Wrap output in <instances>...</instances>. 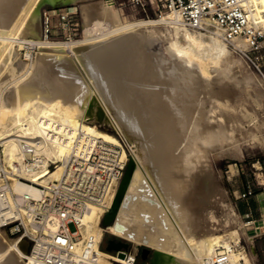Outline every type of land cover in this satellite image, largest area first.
Instances as JSON below:
<instances>
[{"label": "bare ground", "instance_id": "bare-ground-1", "mask_svg": "<svg viewBox=\"0 0 264 264\" xmlns=\"http://www.w3.org/2000/svg\"><path fill=\"white\" fill-rule=\"evenodd\" d=\"M43 1L0 0V57H6L3 60L7 65L1 64L2 68L0 66V145L5 146L0 162L2 161L5 170L10 172L7 183L5 182L8 184L7 195L15 194L23 197L43 195L41 189L21 181L11 173V170L15 168L14 163L18 162L23 165L25 157L20 144V136L26 137L28 134L44 136L45 134L47 137L50 130L55 133L52 138L56 137V140L42 142L39 139L36 145L42 148L39 154L41 164L45 166L47 161L52 160L56 163V167L50 170L45 168L43 175L38 177L36 174L32 175L31 172L23 171V175L34 183L47 187L62 178L71 145L75 142L77 145H81L84 135H92L114 144L119 142L113 135L93 126L97 121L108 122L124 134L132 144L133 154L131 158H127L128 167L122 179L113 181L109 187L104 203L106 207H109L108 211L104 213V207L92 206L80 219L79 226L84 238L91 235L99 240L102 237L101 223L106 214L104 219L108 222V225L105 226L107 232L132 241L136 247L148 244L157 249L151 264H213V258L220 242L226 243L225 247L229 248V264H238L239 257L233 252L229 245L230 242H226L225 237L216 234L214 230H209V226L206 230L205 227L210 222L202 224L204 215V213L201 214L202 209H209L208 206L210 202L212 203L210 194L213 191V175L208 162L198 168L191 167L192 164H187L189 158L187 161V158L183 159L182 155L176 152L179 142L176 136L180 128L171 107V102H173L171 100L186 102L191 100L190 94L194 91L190 90V86H186L188 84H183L179 77L178 67L182 63L175 61V58L174 61L158 59L154 63L153 55L145 52L144 38L150 32L148 29H143L148 32L140 31V28L156 25L158 21L124 22L121 15L114 10L113 1L106 0L103 4L98 5L96 10H85L88 21L86 27L90 29L93 27L94 33H96L95 28L99 29L96 37L85 38L73 43L42 42L40 40L33 43L27 38L30 35L40 37V4ZM50 1L55 4L75 0ZM262 3L261 8L264 11V0ZM24 5L25 8H22L25 12H22L19 8ZM162 19L164 24L172 25L171 28L173 27L172 30L177 38L183 39L186 44L184 47L177 39L176 42L174 41L172 47L175 49L177 57L181 58L183 55L187 58L206 57L213 64L222 63V65L238 61L221 39V30L218 26L208 23L204 30L191 32L189 28L178 24L172 14ZM25 42L42 45V48L45 49L41 50L42 52L34 60H31L30 66L18 57L19 50ZM16 44L19 45L17 46L19 49L16 48ZM154 53L151 52V54ZM25 55L28 57V54ZM164 57L166 58V56ZM188 63L187 66L191 65L193 61ZM195 64L197 67L198 62ZM161 69L162 73L160 74ZM200 69L201 67H199ZM23 70L26 71L22 75L20 74L21 78L17 77L13 83H10L12 80L9 79L17 75V71L23 72ZM150 70H153L160 78L157 76L155 81L150 82L148 79L149 72L152 74ZM189 71L193 72V70ZM225 71L222 70L219 73L222 74ZM195 73L198 72L195 71ZM195 73L193 75L200 76ZM228 73L229 71L226 74L228 75ZM201 78L206 80L205 73ZM194 80L193 78V83L197 81ZM209 80L207 76V83ZM7 82L12 85L7 86ZM166 82L168 83L167 87L163 88ZM207 83L205 84L207 85ZM196 85L194 86L196 87ZM206 92L208 93V91ZM191 101L194 103V100ZM187 106L191 109L194 107ZM201 109H198L199 111L196 109L197 113L196 110L194 112L197 116L199 112L203 119L205 112ZM207 110L206 112L209 113ZM194 112L191 111V113ZM197 116H195L196 120ZM202 119L199 121L201 125ZM185 121L187 123V119ZM195 124L193 125L197 127L193 132L197 133L202 127L197 130L200 124ZM188 125L191 126L190 123ZM184 130L183 132L186 133L188 127L186 131ZM186 136L189 137L185 134ZM202 136H199L200 139L198 137V141L201 140V151L206 154L209 148L214 147L213 141L217 140V137L212 140L210 137ZM215 143L214 145L217 144ZM38 163H40L39 160ZM201 168L202 177L195 173V170ZM1 183L2 179H0ZM193 189L197 194V202L194 204L198 207L197 212L193 211V213H197V217L188 216L190 213L186 208V203H189L187 202L189 195H194ZM138 190H143L146 193L137 198L130 195L132 191ZM0 204V207L5 206V209L1 211L3 216L9 215L11 202L3 201ZM206 207L208 208L206 209ZM212 218L213 216H211ZM158 221L166 223L165 227L161 226L162 229H158L161 232L159 234L162 235L164 232L167 236H161L162 240H160V236L157 239L155 234H151L147 227L150 223L154 226L155 223H159ZM208 221L210 220L208 219ZM26 251V242L11 240L0 230V264H26L24 259ZM133 254L132 256H135ZM243 257L245 258V256ZM109 259L108 256L103 255L102 263L111 264Z\"/></svg>", "mask_w": 264, "mask_h": 264}, {"label": "rangeland", "instance_id": "rangeland-1", "mask_svg": "<svg viewBox=\"0 0 264 264\" xmlns=\"http://www.w3.org/2000/svg\"><path fill=\"white\" fill-rule=\"evenodd\" d=\"M105 1L106 0H75V1H69V2H58V3L53 4L50 0H44L41 3L42 5L40 4V9H41L40 10V22H41L40 23L41 24L40 37L38 38L33 35H30V37H28L27 40L32 41L33 43L39 40L42 42L50 41V42H62V43L71 42L73 43L75 41L77 42L85 38L94 37V36L96 37L98 35L97 31H99V29L95 28L96 33H94L93 27L91 29L86 27V24L88 21L86 19L85 10L95 9L98 5L103 4ZM112 1H113L114 10H116L121 15L122 20L124 22H136L140 20L158 21L156 25H153V26L150 25L149 27L140 28V31L142 30L144 32H148V31L150 32V34H147L146 37L144 38L145 48H146L145 52L149 53L150 55H153L152 58L154 60V63L158 59L165 60V61L167 60L170 61L172 59L171 61H174V58H175V61L182 63V64H179L180 68L178 67V72L180 74L179 77L182 80L183 84L185 85L188 84L186 86H190L189 87L190 90L194 91L190 94L191 100H194V103L191 100H188L186 102L185 101L175 102V100L172 99L171 101L173 102H171L172 103L171 107L179 122L178 125L180 129L179 128L178 129L182 130V131L178 130L177 132L176 137H177V141L179 142L177 144L176 152L178 154H181L183 159L186 160L187 158V161L189 158V161H188L189 163L187 162V164L189 165L192 164L190 165L191 167L196 166L198 168V166H201L204 163L207 164L208 162L210 171L212 172V175H213L212 177L213 191L210 194L212 197V198L210 197V201H212V203L210 202V205L208 206L209 209H207L208 207H206L207 210H204L205 208L202 209L203 211H205V212L202 211L201 213L202 215L204 213L202 224L205 225L207 224V222L208 223L210 222L211 224L209 223L208 225H206L205 227L206 230L208 229L207 226H209L210 227L209 230L210 229L214 230L216 234L222 235L223 237H225L224 239H226L225 240L226 242L228 243L230 242L229 245L231 246L233 252H235L237 256L239 257L238 258L239 260L237 261V263L239 262L238 264H264V261L259 257L258 251L254 246V238L252 237L254 233L252 230H250L249 226L246 225L247 220L243 217L240 211L241 202L243 201V199H246V198H242V194L244 193L243 189L245 187L252 188V190L254 191L253 195H256V190H259V188H264V186H261V184L264 185V76L263 74L256 68V66L253 64V62L249 58H247L243 54L235 52L232 48H230L228 44H227L228 48L233 52L234 56L236 57L238 61L236 62L232 61V63L230 62V64L223 63L222 65V63L213 64V62L209 61L208 58L206 59V57L205 58L204 57L202 58L188 57L190 63L192 61L194 63V61L196 60L195 63L198 62V66L201 67V69L199 70L198 66H197L198 67L197 69L195 63L194 64L191 63V65L187 66V64H189L188 58L185 55H183L185 58L183 56H181V58L180 56L177 57V54L175 53V49L172 47L174 44V41L176 42V39L177 41H179V43L182 46L185 47L186 44L183 39L177 38V35L172 30L173 27L171 28L172 25L168 23L164 24V21L162 18L166 17L170 13L166 10L161 0H112ZM99 2H102V3L99 4ZM22 7L25 8V5L19 8L20 11L22 10V12H25L23 11ZM63 16H65L66 19H63L62 18ZM46 23L48 26L47 33H46ZM152 28L154 29V31ZM143 29L145 30L148 29V31H145ZM189 30H191V32L197 31V29H190V28ZM198 31H201V30H198ZM153 32H155L156 34ZM151 33H152V36H151ZM15 46L16 48L19 49V47H17L19 46L18 44H16ZM41 50L43 51L45 50L44 48H42V45L40 46L38 44H30L29 42H25L23 43V46L19 50L18 57L22 61L28 63V65L30 66V64L32 63L31 60H34L36 56L40 52H42ZM151 52L152 53L155 52V53L151 54ZM25 54H28V57H26ZM164 56H166V58ZM3 59L5 60L6 57L4 58L3 56L0 59L1 68L3 67L2 65L7 66ZM261 64L263 65L262 71L264 72V59L261 61ZM222 66H225L227 68V69L225 68L226 71L224 67ZM220 69L221 71H219ZM26 70H23V72L17 71L18 72V73L16 72L17 75H15L14 77L12 76L9 79V80H12L10 83H13L17 79V77L21 78L20 76ZM189 70H193V72L190 73ZM222 70L225 72L220 74ZM150 71H152V74H153L152 75L151 72H149L148 74V79L150 82L155 81L157 79V76L158 78H160L159 75L153 72V70H150ZM195 71H197L198 73H195ZM228 71L229 73L227 75L226 73ZM161 73H162V69H161L160 74ZM194 73L200 74V76L193 75ZM204 73H205L206 80H203L204 77L201 78L204 75ZM190 75L192 76V78ZM207 76H208V80L210 79L209 81L211 82V84L209 81L207 83ZM193 78L195 79L194 81L197 80L196 82L197 83L199 82V83L198 84L196 82L193 83ZM255 78L258 81L257 80L255 81ZM201 79L205 82H203ZM10 83L7 82L6 85L7 86L12 85ZM192 83L194 85L197 84L196 87ZM205 83H207V85L209 86H207ZM167 84L168 83L166 82L163 88H166ZM205 89L206 91H208V93L205 91ZM196 96H199L200 98ZM203 97L204 98L207 97L205 101ZM168 99H171V97H168ZM194 104L195 105L197 104V105L195 106ZM187 105H192L195 107V109L193 107L194 109L193 110L189 108V106ZM202 105H205L206 107ZM197 106L200 108H198ZM179 107H181L182 110L181 108L179 109ZM196 109L197 110L201 109L205 112V116L203 119L201 118L199 112L197 116ZM206 110L209 111V113L206 112ZM183 111H186V112L184 113ZM191 111L192 112L195 111L196 113L195 112L191 113ZM189 112L191 114L188 115L187 113ZM183 113L185 114V116ZM207 113L208 115H206ZM186 114L189 116V117L187 116L186 118L187 123L185 121L186 119L184 118L186 117ZM190 116H192L193 118ZM195 116L198 117L197 120ZM211 116L213 119L211 118ZM182 118L185 120H183ZM200 118L202 119L201 121L202 125L199 122L201 120ZM209 118L212 120H210ZM193 120L196 124L193 122ZM183 121H184V124H183ZM97 122L93 126L113 135L119 141V143H121L123 147L126 149L127 158H131V155L133 154V146L132 144H130V142L127 140L124 134L119 132L113 124H110L108 122H102V121H97ZM181 122L182 124H180ZM192 122L195 125H197L198 123L201 125V126L199 125L197 130L201 127L202 128L199 129L198 131L196 130L197 133L202 132L200 133L201 135L199 133L198 135L196 132L195 133L193 132L195 131L197 126H194ZM188 123H190L191 126L189 125L187 126ZM206 125L208 128L206 127ZM187 127H188V130H187ZM192 127L193 129L194 128L195 129L193 130ZM210 129L213 131V133ZM183 130L184 131L187 130L188 133L187 132L184 133ZM191 130H192V133L197 136V138L196 136L195 138H192L194 137V135L193 136L191 135L192 134ZM179 132L182 134H180ZM185 134H187L191 139L187 136L186 138ZM181 135H183L182 136L183 138L181 137ZM202 135L205 136L204 138L210 137L212 138V140L215 137H217L216 138L217 140L214 139L213 141L214 143L216 142L217 144L215 143L216 145H214L213 143L214 147L212 146L213 148H209V151L206 154L203 151H201V148H202L201 140L198 141V137L199 136L201 137ZM218 136L219 137L221 136V137L219 138ZM184 137L186 138V140ZM192 139H194L195 141ZM221 139L223 143L221 142ZM3 148H5V146L0 145V157L1 158L3 157L2 156ZM187 150L188 152H186ZM194 158H195V161H194ZM196 158H199V159H196ZM197 160L199 161V163ZM127 167H128V161H127V165H126L124 172H126ZM197 170H195V173L199 174L200 177H202V174H203L202 168L197 169ZM193 191H194V195L190 194L189 197L191 196V199H189V197L187 199V202L189 203H186V208L188 210L192 209L190 211L187 210V212L190 213L188 214V216L191 215L190 217H197V213L195 214L193 213V211L197 212L198 210L197 205H195L197 202V196H196L197 194H195V189H193ZM139 192L143 194H137ZM145 193L146 192L143 190H138V191H132L130 195L134 196V198H137V197H140L141 195H144ZM192 196H195V197H192ZM192 199H193V202H191ZM213 202H214V205H213ZM189 204L193 206L194 208L191 207ZM201 214H200L201 217L199 216L200 219L202 218ZM105 216L106 214L103 216L102 223L104 222ZM211 216H213L212 219H211ZM208 219L210 221H208ZM113 222L114 220L112 221V223ZM158 222L159 223H155L154 226L152 223H150L152 225L149 224L150 226L146 225L148 227V230H150L149 232L151 234H155L157 239H159L161 236L167 237L164 234V232H162L163 233L162 235L159 234L161 233L160 230L162 229V227H165L164 224L166 223L161 222V221H158ZM102 223H101V226L103 228H106L107 230V227L103 226ZM158 225L160 226V228ZM158 229L160 230L158 231ZM0 230L3 231L4 234H6V236L9 239L17 240V238L12 237L6 230L4 229H0ZM233 232L235 233L233 234ZM112 238H115L117 240H125L127 243H129L130 250L132 251V253H134L133 255H136V254L139 255L138 256L139 262H149V264L152 263L151 259L153 257V253L154 251H157V249L154 246L148 245V244H142L136 247L135 243H133L132 241L126 238L114 235L110 232H107L105 234L104 242L102 245V249L104 251H106L105 247L107 245V241ZM160 240H162V237ZM23 242L27 243V251H28L29 246H30L29 241L23 240ZM225 246H227L226 243L220 242L217 248H219L221 251H226V250L229 251L228 250L229 248ZM144 249L150 250L149 256L146 261L141 258V253L143 252ZM243 256H245L247 260H245Z\"/></svg>", "mask_w": 264, "mask_h": 264}, {"label": "built area", "instance_id": "built-area-1", "mask_svg": "<svg viewBox=\"0 0 264 264\" xmlns=\"http://www.w3.org/2000/svg\"><path fill=\"white\" fill-rule=\"evenodd\" d=\"M161 1L166 10L175 16L176 22L184 27L204 30L208 23L218 26L221 39L235 52L249 58L264 76L261 64L264 59L262 0ZM62 18L66 19L65 16ZM54 134L50 130L47 137L45 134L20 136L25 155L23 165L15 162V168L11 170L21 181L41 189L43 195H7L8 184L5 182L10 172L0 162V203L11 202V212L7 216L1 213L5 206L0 207V229L6 230L18 242L29 241V250L24 256L26 264H103V255L108 256L112 264H149L139 262V255L132 256L130 248L104 251L102 245L106 228H103L102 237L96 240L91 235L85 239L79 226L80 219L92 206L104 207V213L108 211L109 207L104 205L107 192L112 182L121 180L124 175L126 149L119 142L114 144L84 135L81 145L76 142L71 145L62 178L42 187L24 176L23 171L38 177L43 175L45 168L50 170L56 167L52 160L47 161L45 166L41 164L39 154L42 148L36 145L39 139L42 142L56 140V137L52 138ZM253 193L252 188H248L242 198H248ZM217 251L213 264H229V251L219 248Z\"/></svg>", "mask_w": 264, "mask_h": 264}, {"label": "crops", "instance_id": "crops-1", "mask_svg": "<svg viewBox=\"0 0 264 264\" xmlns=\"http://www.w3.org/2000/svg\"><path fill=\"white\" fill-rule=\"evenodd\" d=\"M261 186L264 185L261 184ZM248 188L245 187L243 192H246ZM240 207L241 214L247 220L246 225L254 233L252 235L254 246L259 257L264 261V188L256 190V195L243 199Z\"/></svg>", "mask_w": 264, "mask_h": 264}, {"label": "water", "instance_id": "water-1", "mask_svg": "<svg viewBox=\"0 0 264 264\" xmlns=\"http://www.w3.org/2000/svg\"><path fill=\"white\" fill-rule=\"evenodd\" d=\"M103 226H107L108 222H106V220L104 219V222L102 223ZM130 245L129 243H127L125 240H116L115 238L109 239L107 241V245L105 247V250L107 252H115V251H119L121 249H129ZM150 250L149 249H144L143 252L141 253V258L143 260H147L148 256H149ZM156 251H154L153 253V257L151 259V262L153 261L154 257H155ZM123 256V255H121Z\"/></svg>", "mask_w": 264, "mask_h": 264}, {"label": "flooded vegetation", "instance_id": "flooded-vegetation-1", "mask_svg": "<svg viewBox=\"0 0 264 264\" xmlns=\"http://www.w3.org/2000/svg\"><path fill=\"white\" fill-rule=\"evenodd\" d=\"M117 240V239H116Z\"/></svg>", "mask_w": 264, "mask_h": 264}]
</instances>
